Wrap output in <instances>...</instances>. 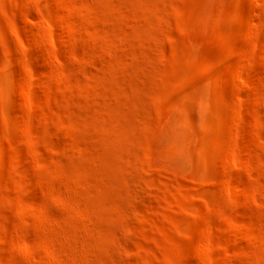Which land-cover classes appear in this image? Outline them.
I'll return each instance as SVG.
<instances>
[{"label": "rangeland", "instance_id": "374dc122", "mask_svg": "<svg viewBox=\"0 0 264 264\" xmlns=\"http://www.w3.org/2000/svg\"><path fill=\"white\" fill-rule=\"evenodd\" d=\"M0 264H264V0H0Z\"/></svg>", "mask_w": 264, "mask_h": 264}]
</instances>
